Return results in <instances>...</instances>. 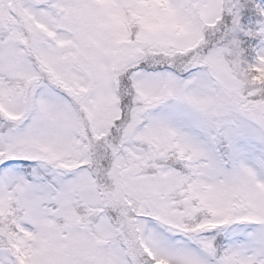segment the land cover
I'll return each instance as SVG.
<instances>
[{
    "label": "snow or ice",
    "instance_id": "snow-or-ice-1",
    "mask_svg": "<svg viewBox=\"0 0 264 264\" xmlns=\"http://www.w3.org/2000/svg\"><path fill=\"white\" fill-rule=\"evenodd\" d=\"M0 264H264V0H0Z\"/></svg>",
    "mask_w": 264,
    "mask_h": 264
}]
</instances>
